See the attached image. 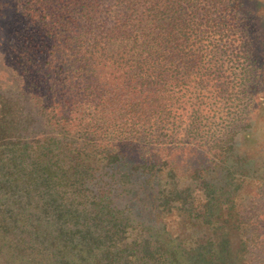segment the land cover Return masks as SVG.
I'll use <instances>...</instances> for the list:
<instances>
[{
	"label": "trees",
	"instance_id": "trees-1",
	"mask_svg": "<svg viewBox=\"0 0 264 264\" xmlns=\"http://www.w3.org/2000/svg\"><path fill=\"white\" fill-rule=\"evenodd\" d=\"M35 2L30 23L44 28L37 48H19L26 86L0 87V264H254L245 204L264 184L263 123L249 115L208 138L189 168L171 156L172 133L155 145L149 122L161 121L158 95L184 79L199 17L229 22L242 0ZM252 9L264 50V0ZM237 17L240 35L249 21ZM239 45L238 91L260 93L256 111L264 60Z\"/></svg>",
	"mask_w": 264,
	"mask_h": 264
},
{
	"label": "rangeland",
	"instance_id": "rangeland-1",
	"mask_svg": "<svg viewBox=\"0 0 264 264\" xmlns=\"http://www.w3.org/2000/svg\"><path fill=\"white\" fill-rule=\"evenodd\" d=\"M34 1L0 0V87L12 96L23 90L30 76V73L27 70L23 71L19 64L21 55L22 57L25 55L19 51L20 46L26 49L28 43L32 42L33 47L37 48L42 42L40 36L44 26L40 21L37 25L30 23L32 19L38 17L42 6L40 1V3ZM242 6L243 8L239 9L235 7L237 15H243L244 19L248 16L252 18V13L249 12L253 11L254 0H242ZM218 8L219 12L228 13L227 9H222L221 4ZM180 9L184 15L191 11L186 4ZM213 11L211 14L208 13L210 16L199 17L198 36L191 37L190 42L196 53L184 56L180 62L181 68L185 71L183 81L178 79L176 83L171 84L168 91H165L164 96L158 95L160 98L156 103L161 101L162 112L157 119L161 121L157 122L153 114L149 120L152 128L158 123L153 133L155 145L158 143L164 145L162 140L168 139L166 132L172 133L171 156L189 168L204 157L205 148H202L201 144L207 142L208 138L224 135L227 129L236 131L239 125L245 126L249 115L254 121L262 122L264 125V106L251 111L260 93L249 96L247 87L242 93L238 91L241 73L239 67L245 63L239 44L243 42L244 46L249 45V59L252 63L264 60V50L258 46V40L252 34L256 25L247 19L249 27L239 35L235 27L237 15L233 18L228 15L229 22L226 20V23L225 21L217 23L214 22L217 18H213L215 15ZM228 23L230 25L227 26ZM217 49L220 50L217 52ZM44 71L45 69L42 73ZM42 73L39 71L42 80L40 91L45 88ZM251 85L249 83V87ZM39 123L40 121H37L38 125ZM149 129L147 127V130ZM252 185L253 183L245 211L258 231L257 246L253 247L252 254L255 258L254 264H264V184L258 187Z\"/></svg>",
	"mask_w": 264,
	"mask_h": 264
}]
</instances>
